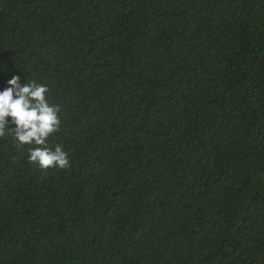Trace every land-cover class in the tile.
I'll use <instances>...</instances> for the list:
<instances>
[{
    "label": "trees",
    "instance_id": "trees-1",
    "mask_svg": "<svg viewBox=\"0 0 264 264\" xmlns=\"http://www.w3.org/2000/svg\"><path fill=\"white\" fill-rule=\"evenodd\" d=\"M13 76L70 167L8 118L0 264H264V0H0Z\"/></svg>",
    "mask_w": 264,
    "mask_h": 264
},
{
    "label": "clouds",
    "instance_id": "clouds-1",
    "mask_svg": "<svg viewBox=\"0 0 264 264\" xmlns=\"http://www.w3.org/2000/svg\"><path fill=\"white\" fill-rule=\"evenodd\" d=\"M49 88L35 81L21 86L20 77L13 76L8 87L0 92V138L8 130V118L15 125L10 132L19 145H36L29 149V163L41 170L70 167L68 154L61 146L50 149L48 137L60 130L59 105H50L46 94Z\"/></svg>",
    "mask_w": 264,
    "mask_h": 264
}]
</instances>
